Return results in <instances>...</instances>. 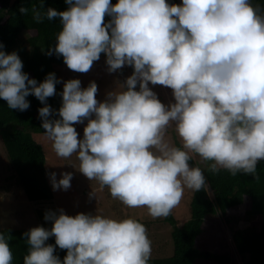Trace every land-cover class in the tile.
Segmentation results:
<instances>
[{
	"label": "clouds",
	"instance_id": "9594fccd",
	"mask_svg": "<svg viewBox=\"0 0 264 264\" xmlns=\"http://www.w3.org/2000/svg\"><path fill=\"white\" fill-rule=\"evenodd\" d=\"M65 3V10L45 9L42 0L31 8L37 23L59 17L56 43L46 54L62 55L69 69L86 73L103 52L108 72L125 65L133 71L99 102L94 81L86 88L79 79L65 81L60 118L49 119L53 110L46 98L60 81L51 72L41 82L30 78L18 54L0 44V98L21 111L30 107V94L44 103L38 109L43 134L57 156L75 154L85 177L123 205L146 208L152 218L167 217L185 189L207 191L204 172L189 163L193 155L211 161L213 173H256L264 160V7L253 0ZM149 83L170 88L174 100L165 105ZM85 118L78 139L73 124ZM169 126L179 147L165 138ZM72 175L63 172L57 179L49 173L53 190L68 189ZM89 195L96 198L94 191ZM44 219L52 221L50 228L38 225L23 233V264H149L151 240L135 218L71 216L59 209L47 210ZM50 236L67 250L63 261L45 243ZM9 238L0 231V264L13 262Z\"/></svg>",
	"mask_w": 264,
	"mask_h": 264
},
{
	"label": "trees",
	"instance_id": "16d2710c",
	"mask_svg": "<svg viewBox=\"0 0 264 264\" xmlns=\"http://www.w3.org/2000/svg\"><path fill=\"white\" fill-rule=\"evenodd\" d=\"M178 0H166L168 4H178ZM117 0H111L115 4ZM40 0H0V44L3 51L10 53L15 51L23 63V71L37 82L45 79L48 73L57 76L58 65H66L62 55L46 54L54 47L55 35L60 28L59 17L51 21L44 19L37 23L31 14L33 5H39ZM43 7L65 10L69 7L65 0H42ZM253 4L264 7V0H253ZM20 6L29 8V12L21 14ZM260 14H264L262 11ZM105 22L111 20L105 15ZM104 57L105 53H101ZM95 62V61H94ZM93 62V63H94ZM133 69H131V72ZM59 80V78H58ZM60 81V80H59ZM56 92L46 98L47 104L53 110L49 119H58V110L62 105L61 83H56ZM30 107L26 110L9 108L7 102L0 98V139L4 146L10 167L15 174L16 183L22 188L29 202L55 198L52 187L48 181L45 167V154L40 143L34 137V132H44L38 109L44 103L30 94L26 97ZM76 128V125L73 124ZM175 146H180L175 140ZM192 163V159L189 161ZM208 164L201 168L206 177L207 191L201 189L192 194L190 201V213L188 219L177 225L173 213L167 217H158L145 222L147 230H151L153 222H163L169 228L164 235H158L155 231L150 240L161 239L165 249H161L159 256H151L149 264H196L198 259H212L219 263H227L230 256L218 254L199 246L196 238L202 231V224L207 213L217 214L226 224L235 216L229 214L230 210L238 206L243 207L246 223L232 226L231 244L236 254L241 256L243 264H264V160L258 162L255 174L237 173L233 176L228 170L220 169L211 172ZM86 191V190H84ZM40 212L43 227L50 228L52 221L44 219V213ZM239 218V217H238ZM255 218V219H253ZM32 227L0 228V231L9 233V245L13 255L12 264H23V256L26 254L28 244L23 233ZM169 233L173 247L170 248ZM46 244L54 246V255L63 261L67 254L66 249L55 245L54 236H50ZM169 247V249H168ZM200 261V260H199Z\"/></svg>",
	"mask_w": 264,
	"mask_h": 264
},
{
	"label": "rangeland",
	"instance_id": "374dc122",
	"mask_svg": "<svg viewBox=\"0 0 264 264\" xmlns=\"http://www.w3.org/2000/svg\"><path fill=\"white\" fill-rule=\"evenodd\" d=\"M178 4L182 0L177 1ZM100 57L95 61L86 73L76 72L67 67V65H58L57 76L60 80L63 90V83L69 79H79L81 87L86 88L90 81H94L98 86L96 98L99 101L106 99V93L116 88L117 82H123L125 78L132 74V66L125 65L121 69L108 72L106 60ZM149 87L157 94L165 105L169 101L174 100L172 97V90L163 85H152ZM135 90L138 89V85ZM87 118L82 123H75L78 133V139L83 137V129L87 124ZM44 132L32 133L34 139L41 144L45 154V167L48 181L51 185L49 173L55 172L57 179L60 178L63 172H72L70 187L66 190L57 189L53 190L55 198L47 200H39L29 202L26 198L22 188L16 183L15 174L10 167L4 146L0 139V228L5 226L10 227H35L43 226V220L40 212L45 213L47 210L57 211L63 209L67 215L74 216L78 212L101 214L115 219H122L125 217H132L144 223L147 220L154 219L148 215L146 208H129L123 205L119 200L110 196L107 187L101 188L99 182L96 180H89L78 170V161L75 154L69 158L59 157L55 154L52 143L43 134ZM165 138L173 145L175 140L181 145L179 136L177 135L174 126H169ZM210 161H202L197 155L192 156V163L190 165L200 168L205 167ZM52 187V185H51ZM86 190V191H84ZM94 191L96 198L90 197V192ZM192 191L185 189L184 195L179 204L172 209V213L176 218L177 225L182 224L189 217L190 201L192 198ZM41 213V214H42ZM229 214L236 217L231 219L226 224L222 217L217 214L207 213L204 217L202 224V231L197 236L196 240L202 248L216 252L218 254H227L230 256V261L227 263H219L212 259H198L196 264H243L241 256L236 254L231 244V234L234 228L232 226H239L246 223V218L243 213V207L238 206L236 209L230 210ZM239 217V218H238ZM255 219V218H253ZM163 222H153L147 230V235L151 239L155 235L153 228L158 231V235H164L169 231V228L162 224ZM148 227V226H146ZM156 239L151 241L152 253L151 256H159L162 253L161 249H165L164 243ZM170 248L173 247L172 238L169 233ZM169 249V247H168ZM163 254V253H162ZM200 260V261H199Z\"/></svg>",
	"mask_w": 264,
	"mask_h": 264
}]
</instances>
